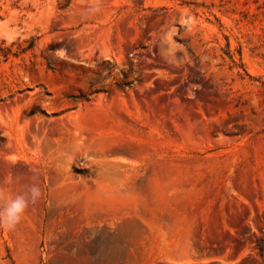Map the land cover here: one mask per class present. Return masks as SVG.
I'll list each match as a JSON object with an SVG mask.
<instances>
[{
	"label": "rangeland",
	"instance_id": "1",
	"mask_svg": "<svg viewBox=\"0 0 264 264\" xmlns=\"http://www.w3.org/2000/svg\"><path fill=\"white\" fill-rule=\"evenodd\" d=\"M9 108L29 121L28 149ZM69 123L72 152L39 157ZM80 130L163 152L114 145L116 183L102 157L69 140ZM151 169L163 176L149 185ZM72 182L109 194L76 203L63 192ZM131 182L158 204L126 196ZM31 184L41 196L13 230L0 228V264H264V0H0V206ZM194 221V256L165 252ZM213 223L226 243L245 241L232 248L239 258L202 252Z\"/></svg>",
	"mask_w": 264,
	"mask_h": 264
},
{
	"label": "bare ground",
	"instance_id": "2",
	"mask_svg": "<svg viewBox=\"0 0 264 264\" xmlns=\"http://www.w3.org/2000/svg\"><path fill=\"white\" fill-rule=\"evenodd\" d=\"M130 104L134 105L135 102L131 99L130 100ZM124 111H125V109L122 106H120V105H116L115 106V114H116L115 116H116L117 120L122 119V117L124 115ZM4 115H5L6 119H7L6 120L7 126H9V127H13L14 126V127L17 128V132H18V139H17L18 142L17 143L20 146V148L28 149V146H27V143H26V137L29 135L30 129H29V121H28L27 117L21 116L20 112L18 110L14 109V108H9V112H8V110H5ZM148 119H149V121L151 123H156V118H155V114H154L153 111H150L148 113ZM71 129H76L75 125L72 124V123H69L65 127H60L58 132H57L58 137L55 139L54 142H52V144L54 145V148L51 151H49V148H47V147L37 146L36 147V151H37L38 156L41 157V158H47V159H50V160H54V162L60 160L59 163H61L62 156H65L66 154H68L69 152H72V150H73V147L69 143L68 144L67 143L66 144L63 143L64 136L67 135L70 132ZM121 130L126 131V132L130 131V129L124 128L123 126L121 127ZM190 132L193 135L196 134V132L194 130H191ZM76 136H79L82 139V142H80V145L76 149L83 150L84 152H91V153H93L95 155H98L99 157H102V159H100L98 161V166L100 167L101 172H108V171L112 172L114 170H118L120 172V170L118 169L119 166L116 164V162L114 160H112V159L106 158V155L109 152L114 150V148H115L114 145H117L120 148L124 147L122 149L131 152L132 155L141 156V157L142 156H147V155H152V154H160V153L163 152V148L160 145V143H158V142H155L154 144H152V146H147L146 144L141 143V142H138V143L123 142V141L120 140L119 137H117L116 134L91 135V134H89L87 132H84V131L80 130L79 132H73L71 134V136H69V140H72V139L76 138ZM147 137H148V139H151L150 136L147 135L146 138ZM153 161H155V160H153ZM154 164L151 163V165H154ZM157 170H159V169H157ZM118 171L112 172V176L114 178H115L114 175H116V174L113 175V173H116ZM151 171H154V169H151ZM57 175H59V172H58V174H56V180L59 181V182L62 181L63 177L62 178L60 176L57 177ZM110 178H111V181H112V179L114 180V178H112L111 176H110ZM151 179H153V178H147L146 179V183L151 185L150 184ZM103 180L104 179H102V181ZM105 180H108L107 177H106ZM115 181H116V183H118L119 179L118 180L116 179ZM172 181L174 182L175 180L172 179ZM179 182H180V180H179ZM181 182H183V181H181ZM183 184H184V182L181 185H183ZM131 185L133 186V184H130L128 186H130V189H132V191L129 189L128 190L129 192L128 191H127V193L125 192L126 196L129 195V193H134L135 192L139 196V198L144 199V197H145V199L150 202V204H149L150 207H152V206L154 207V205L158 204L159 199L154 198V197H157L155 192L153 193V192H150V190H148L150 188V186L147 187L148 186L147 185L146 186L147 188H145V185H144L142 187L143 189H141V188L138 189V187H137V189L133 190L134 187H131ZM181 185H179V186H181ZM95 186H96V184H95ZM99 186H100V184L98 186H96V188H98V189H96L95 187L92 188V187H90L88 185H85L82 182H72V184L70 186H66V187L63 188V192H64V194L66 196H68V197L72 198L73 200H75L76 203H82V202H86L89 198H92V197H90V195H92L93 193L95 194L96 190H97L96 192L99 195H100V193L109 194L107 190H106L107 192H103V191L100 192L99 190H101L103 186L101 185L100 186L101 188ZM172 186H174V185H172ZM144 188L146 189V192L144 191L145 190ZM147 190L150 192L149 194H145V193L148 192ZM116 191H118V190H116ZM111 193H110V195H111ZM123 193L124 192H121V194H123ZM244 193L246 195H249V192L247 190H245V189H244ZM94 194H93V196L96 195V194L95 195ZM112 194H114V192ZM116 195L118 196V193H116ZM121 196H118V198H125L126 197V196L125 197L124 196L121 197ZM98 197L101 198V195L98 196ZM171 199H173V198H171ZM171 199H169V200L172 201ZM243 200L246 201L245 199H243ZM174 201H175V199H174ZM174 201H172L171 203H173ZM143 202L147 203L145 201H143ZM151 204H152V206H151ZM81 205H84V204H81ZM157 207L158 206H156V208ZM168 210H170V209H168ZM105 212L107 213L108 211H105ZM154 212L155 211H152V213H154ZM173 213H175V212H168L165 209L164 212L161 211V212L158 213V215L162 216V217H165V216H168V215L169 216H173ZM211 219H213V218H211ZM187 221H190V219L187 220ZM230 221H231V219H230ZM188 223L186 222V225ZM201 225H202V223L200 224V222H197V223L195 221H194V223L191 222V224L189 225V228L187 230L183 231V236L179 237V239H177V241L175 243H174V240H172V245H171L170 249H167L168 246L167 247L165 246L166 247L165 249H167V250L161 249L160 251L164 250L165 252H172V254L175 257H180V256L192 257V256H194L195 252H194V248H193L194 246L193 245L195 244L196 239L192 238V236H194L196 234H201V232L197 230L198 228L201 227ZM217 228H218V224L215 225L213 223L212 224V229L215 230V231L213 233H208V235H207L208 237L206 239H201L198 242L200 244V247H205L207 243H210V242L212 243L213 241H219L222 244L226 243L225 235L221 234L218 231ZM242 253L243 252H232V253H230L229 257H230V259L239 258L242 255Z\"/></svg>",
	"mask_w": 264,
	"mask_h": 264
},
{
	"label": "clouds",
	"instance_id": "3",
	"mask_svg": "<svg viewBox=\"0 0 264 264\" xmlns=\"http://www.w3.org/2000/svg\"><path fill=\"white\" fill-rule=\"evenodd\" d=\"M98 9H92L96 11ZM168 62H175L174 53L164 54ZM41 196L40 188L36 184L27 186L26 191L15 196H9L0 206V228L13 230L21 221L28 205L34 204Z\"/></svg>",
	"mask_w": 264,
	"mask_h": 264
},
{
	"label": "flooded vegetation",
	"instance_id": "4",
	"mask_svg": "<svg viewBox=\"0 0 264 264\" xmlns=\"http://www.w3.org/2000/svg\"><path fill=\"white\" fill-rule=\"evenodd\" d=\"M255 234H256V237L259 238V235L256 232H255ZM240 243H242L241 248H243V246L245 245V241H243V240H238V242H233V243L228 241L225 245L215 243L213 241L212 243L211 242L207 243L206 246L203 247L202 252H208V254H211L213 252H234L235 250L232 248L237 247ZM211 261L213 262V260H211Z\"/></svg>",
	"mask_w": 264,
	"mask_h": 264
},
{
	"label": "crops",
	"instance_id": "5",
	"mask_svg": "<svg viewBox=\"0 0 264 264\" xmlns=\"http://www.w3.org/2000/svg\"><path fill=\"white\" fill-rule=\"evenodd\" d=\"M134 172L136 171H138V170H133ZM163 176L162 174H160L159 172L157 173H153V171H152V174H148L146 177L147 178H153V179H151V182L150 183H152V184H156L157 183V180H156V178H159V177H161V176ZM112 176V175H111ZM115 177H120V176H123V174H116V175H114ZM128 176L129 177H135V176H137L136 174H128ZM159 176V177H158ZM113 177V176H112ZM112 183H113V181H111ZM130 184H133V186L132 187H136L138 184L136 183V182H131ZM129 184V185H130ZM154 198H156V199H158V197H154ZM161 237H159V236H154V237H152L151 239H154V240H157V239H160ZM177 239H179V238H177ZM161 241H164V240H161Z\"/></svg>",
	"mask_w": 264,
	"mask_h": 264
},
{
	"label": "trees",
	"instance_id": "6",
	"mask_svg": "<svg viewBox=\"0 0 264 264\" xmlns=\"http://www.w3.org/2000/svg\"><path fill=\"white\" fill-rule=\"evenodd\" d=\"M31 46H32V41H31V42H29V44H28L27 48H30Z\"/></svg>",
	"mask_w": 264,
	"mask_h": 264
}]
</instances>
